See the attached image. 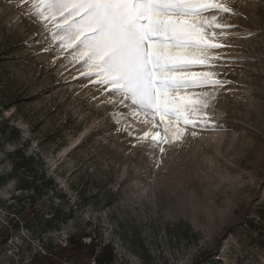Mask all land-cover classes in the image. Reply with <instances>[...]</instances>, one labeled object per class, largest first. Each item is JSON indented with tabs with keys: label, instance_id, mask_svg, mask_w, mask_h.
<instances>
[{
	"label": "rangeland",
	"instance_id": "rangeland-1",
	"mask_svg": "<svg viewBox=\"0 0 264 264\" xmlns=\"http://www.w3.org/2000/svg\"><path fill=\"white\" fill-rule=\"evenodd\" d=\"M231 6L218 16L236 26L218 50L231 62L216 69L231 83L204 110L225 130L188 128L161 154L116 130L118 105L73 79L70 50L43 51L30 5L0 0V264H38L71 237L106 247L113 264H264V0ZM21 155L33 157L29 181L48 188H22Z\"/></svg>",
	"mask_w": 264,
	"mask_h": 264
},
{
	"label": "snow or ice",
	"instance_id": "snow-or-ice-1",
	"mask_svg": "<svg viewBox=\"0 0 264 264\" xmlns=\"http://www.w3.org/2000/svg\"><path fill=\"white\" fill-rule=\"evenodd\" d=\"M233 0H22L28 15L47 30L44 52L70 50L78 75L118 105L110 113L116 130L164 145L182 141L188 128L225 130L204 111L230 81L216 71L224 61L218 50L230 46L235 25L220 14L236 15ZM220 33L217 34L216 30ZM50 34V41L47 36ZM40 36L41 34H37ZM246 38V37H237ZM54 63V62H53ZM205 118H201V116ZM155 131L133 136L127 121ZM152 166L159 167L149 154Z\"/></svg>",
	"mask_w": 264,
	"mask_h": 264
},
{
	"label": "trees",
	"instance_id": "trees-1",
	"mask_svg": "<svg viewBox=\"0 0 264 264\" xmlns=\"http://www.w3.org/2000/svg\"><path fill=\"white\" fill-rule=\"evenodd\" d=\"M32 161L33 157L28 158L21 155L15 160L13 176L20 179L23 189H30L33 194H37L39 188L42 186L48 188L50 182L46 177H43V183L38 184L36 176H32L31 181H29V178L25 175L29 171V164ZM42 220H45L47 230H53L54 217L51 219L42 218ZM76 240L75 237H71L67 245L60 246L56 251L50 253V255L41 256L38 264H60L62 259H67L66 262L68 264H83L85 262L90 264L92 260H94L96 264H113L115 257L112 254L108 255L106 247H103L98 251L97 245L95 246L93 241L90 244H84L82 241ZM105 253H107V257Z\"/></svg>",
	"mask_w": 264,
	"mask_h": 264
}]
</instances>
